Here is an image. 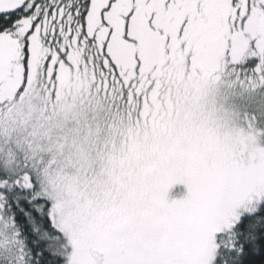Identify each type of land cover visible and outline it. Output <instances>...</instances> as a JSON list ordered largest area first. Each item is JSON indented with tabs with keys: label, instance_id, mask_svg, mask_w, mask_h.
Listing matches in <instances>:
<instances>
[{
	"label": "snow or ice",
	"instance_id": "snow-or-ice-1",
	"mask_svg": "<svg viewBox=\"0 0 264 264\" xmlns=\"http://www.w3.org/2000/svg\"><path fill=\"white\" fill-rule=\"evenodd\" d=\"M0 264H264V0H0Z\"/></svg>",
	"mask_w": 264,
	"mask_h": 264
}]
</instances>
